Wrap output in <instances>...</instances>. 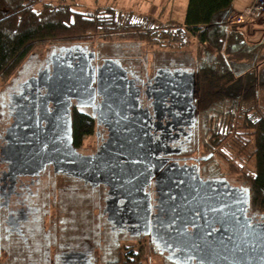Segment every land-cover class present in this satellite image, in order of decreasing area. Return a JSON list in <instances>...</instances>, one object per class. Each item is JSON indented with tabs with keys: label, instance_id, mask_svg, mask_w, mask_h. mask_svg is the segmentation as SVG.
<instances>
[{
	"label": "flooded vegetation",
	"instance_id": "obj_1",
	"mask_svg": "<svg viewBox=\"0 0 264 264\" xmlns=\"http://www.w3.org/2000/svg\"><path fill=\"white\" fill-rule=\"evenodd\" d=\"M60 48L59 68L88 61L93 56L88 68L91 70L92 66L95 70V89L99 76L119 78L111 70L115 65L122 66L126 72L127 94L134 93L137 97V105L133 101L131 106L122 108L126 109L125 116L116 113L110 123L99 121L97 110L101 108L103 96L97 90L94 107H78L73 102L70 116L74 149L81 157L103 154L112 130L125 129L124 119L136 116L138 137L135 135L136 141L130 144L138 145L137 167H126L128 163L122 162L113 169L115 166L111 168L112 163L102 156L95 160L89 172L73 176L56 173L52 163L41 164L36 169L31 166L34 162L22 164L21 160L13 159L19 147L26 149L40 144L39 140L31 144L30 138L35 133L39 135L41 130H32L28 123L30 114L35 120L42 118L41 104L47 90L41 87L40 81H31L40 71L53 69L51 53ZM55 49L43 59L29 57L17 74L10 76L5 90L0 91V259L7 261L1 264H120L126 254H137L135 244L142 242L164 264H203L197 251L187 253L178 246L177 237L182 233L191 236L194 224L202 215L196 212L188 220L184 219L176 202L184 189L181 186L186 184L198 191L192 185L194 181L208 183L210 187L205 190L210 195L201 190V196L214 195L212 203L217 206L216 200L220 199L246 200L250 191L238 177L243 175L239 173L241 159L247 156L245 141L241 136L231 139L229 117L226 121L217 117L216 107H211L206 99L209 92L203 89L197 70L173 59L156 66L150 74L145 65L141 71L140 58L123 65L124 61L102 56L89 45L78 43ZM181 74H194L197 81L195 117L191 121L182 107L183 97L179 98L173 90V82ZM155 94L164 98L167 109L159 115L153 107ZM44 110L52 113L54 104L48 103ZM75 110L94 121L92 134L81 143L75 141ZM45 126L43 121L42 127ZM125 133L123 130L120 134ZM91 137H95L94 146H84V141ZM42 147L45 152L37 154L36 160H48L49 146L42 143ZM162 175L174 184L164 194L158 189ZM246 216L252 225L264 228V214L248 209ZM216 230L218 226L213 232Z\"/></svg>",
	"mask_w": 264,
	"mask_h": 264
},
{
	"label": "trees",
	"instance_id": "obj_2",
	"mask_svg": "<svg viewBox=\"0 0 264 264\" xmlns=\"http://www.w3.org/2000/svg\"><path fill=\"white\" fill-rule=\"evenodd\" d=\"M74 1L0 0V79L15 75L29 57L43 59L48 53L39 52L47 45L54 50L79 43L95 50L92 46L99 40L100 47H109L112 58L120 61L143 57L144 45L163 51L156 57L164 52L178 55H172L174 60L199 73L217 117H229L231 139L241 136L245 147H251L253 170L244 183L250 191V211L264 214V111L259 101L264 89V31L251 40L243 27L228 24L237 0H188L183 22H157L113 6L86 13ZM190 48L196 50L194 59L188 57ZM93 127L88 115L74 111L76 143L92 134ZM136 252L126 254L120 264H144Z\"/></svg>",
	"mask_w": 264,
	"mask_h": 264
},
{
	"label": "water",
	"instance_id": "obj_3",
	"mask_svg": "<svg viewBox=\"0 0 264 264\" xmlns=\"http://www.w3.org/2000/svg\"><path fill=\"white\" fill-rule=\"evenodd\" d=\"M61 50V48L55 49L51 53L53 69L40 71L39 76L31 81H40L41 87L47 90L41 104L42 118L38 121L30 114L32 118L28 123L29 128H33L32 130H41L39 135L35 133V136L30 138V141L33 140L31 144H35L38 140L40 144L39 146L29 145L26 149L19 147L13 155V159L21 160L22 164L34 162L31 166L36 169L41 164L52 163L56 173L73 176L89 172L95 160L98 161L102 156L105 161L112 163L111 168L115 166L113 169H117L122 162L128 163L126 167H137L135 162L140 160L138 145L130 144L136 141V133L139 128V119L136 116L124 119L125 129L115 128L112 130L110 142L106 145L103 154L81 157L74 149L70 116L73 102H76L78 107H94L93 102L97 90L98 94L103 96L101 108L97 110L99 121L101 119L110 123L111 120H114L113 115L116 113H122V116H125L126 109L122 110V108L131 106L133 101L137 105V97L134 93H131L130 96L127 94L126 72L122 66L115 65L112 67L113 71L111 70L112 74L119 78L113 79L105 74L99 76L98 88L95 89L93 85L97 82L96 73L92 66L91 70L88 68L93 56L88 61L81 60L75 65H65L59 68L58 55ZM196 85L194 74H181L173 82V90L179 94V98L183 97L184 99L182 107L186 111L189 121L195 117L193 102ZM50 102L54 104L55 110L47 114L44 107ZM153 107L157 115L167 110L165 100L159 94H155ZM23 111L20 112L22 115ZM172 120L176 121L175 115H172ZM43 121L46 122L45 128L42 127ZM38 126L39 129H37ZM123 130L126 133L121 135ZM127 136L130 138L127 139ZM117 141L119 143L114 145ZM42 143L49 146V151H46L48 160H36L38 159L36 158L37 154L40 156L45 152ZM145 154L147 156V150H145ZM50 157L53 158L50 159ZM173 185L168 177L163 176L158 183V189L164 194ZM184 185L181 186L184 189L176 198L184 219L188 220L196 212L202 215L201 219L194 224L191 236L188 237L182 233V236L177 237L178 246L183 251L187 253L197 251L203 264H264V228L252 225L251 219L246 216V210L250 209V192H248L246 200L236 197H230L227 201L216 200L220 203L217 206L215 202L212 203L211 198H214V195L211 198L209 196L202 198L201 196V190L210 195L209 191L205 190L206 187H210L208 183L194 181L192 185L197 187L198 191H195L194 187L190 188L186 184ZM229 201L230 203H228ZM216 226H218V230L213 232V228ZM174 236L172 237L175 238L176 236Z\"/></svg>",
	"mask_w": 264,
	"mask_h": 264
},
{
	"label": "rangeland",
	"instance_id": "obj_4",
	"mask_svg": "<svg viewBox=\"0 0 264 264\" xmlns=\"http://www.w3.org/2000/svg\"><path fill=\"white\" fill-rule=\"evenodd\" d=\"M58 2V0H46V2ZM242 1V0H240ZM238 1V3L240 2ZM76 6L82 11V12H93L96 9L99 8H104V7H117L123 11H136L137 13H140L142 16H148V17H153V18H158L157 22H167L168 20H176L178 22H183L186 14V9L188 5V0H75L74 1ZM253 2V0H252ZM251 2V3H252ZM251 5V4H250ZM247 5L244 8L240 10H234L233 12L236 11H242L246 7L250 6ZM232 14V13H231ZM235 20V19H234ZM234 25L231 26H239L243 27L245 31H248L250 34L249 38L251 40H257L261 36L260 31H264V15L262 18L257 19V20H245V22H238V20H235ZM248 29V30H246ZM96 43L92 46L95 48L96 51H100L102 56H108V57H113V51L109 47H100L99 40L95 41ZM52 46L47 45L42 52L39 53H48L52 51ZM149 50V52H148ZM167 51V50H166ZM195 51H193V48L189 49L190 54H188V57L191 56V59H194V54ZM158 53H163L161 52H154L151 48L148 46L144 45L143 46V57L140 56V61H141V68L147 66L149 69L150 74L153 73L154 69L161 65H164L166 63H169L170 59L167 60L164 56H168V58H173L175 59L178 55L172 54L170 52H164L165 54H162L161 56H157L156 54ZM147 54V55H146ZM135 55V54H133ZM172 55H175L176 57H173ZM145 56L146 59H145ZM139 57V56H137ZM132 59L136 58V56H132ZM125 60V64H128V61H135V60ZM33 60V59H32ZM179 61H184V60H179ZM192 64V61L187 60ZM186 61V62H187ZM178 62V61H177ZM136 63V62H135ZM181 63V62H180ZM137 65V64H136ZM143 71V68L141 69ZM17 74V72H16ZM15 74V75H16ZM13 75V76H15ZM10 83V77L8 78H1L0 79V91L5 90V87ZM259 101H260V106L264 111V89H261L259 91ZM95 144V137H91L89 139H86L83 143L84 146L89 147V146H94ZM246 148V147H245ZM247 156L245 157V160L241 159V163L243 164L241 167V170L239 173H242V176L240 177L243 181L246 180V177L248 174L252 173L253 170V158H252V149L251 147L246 148ZM234 173L232 174V176ZM56 210V209H55ZM58 213V210L56 211ZM131 245V244H130ZM135 248L137 251H139L142 254V258L144 260V264H164V260L160 258L158 255L155 253H152V251L149 249L148 245L146 242L142 243H136ZM6 261V258L0 259V264L2 261ZM11 258H8V262L10 263ZM7 262V261H6Z\"/></svg>",
	"mask_w": 264,
	"mask_h": 264
},
{
	"label": "built area",
	"instance_id": "obj_5",
	"mask_svg": "<svg viewBox=\"0 0 264 264\" xmlns=\"http://www.w3.org/2000/svg\"><path fill=\"white\" fill-rule=\"evenodd\" d=\"M264 15V0H253L250 6L246 7L242 11L232 12L228 18V24L234 25L235 20L238 22H245V20H257ZM235 19V20H234Z\"/></svg>",
	"mask_w": 264,
	"mask_h": 264
},
{
	"label": "crops",
	"instance_id": "obj_6",
	"mask_svg": "<svg viewBox=\"0 0 264 264\" xmlns=\"http://www.w3.org/2000/svg\"><path fill=\"white\" fill-rule=\"evenodd\" d=\"M238 1H240V0H237L235 2V5H234L235 10H240V9L244 8L245 6H247V5H250L251 2H252V0H242L239 3H238Z\"/></svg>",
	"mask_w": 264,
	"mask_h": 264
}]
</instances>
